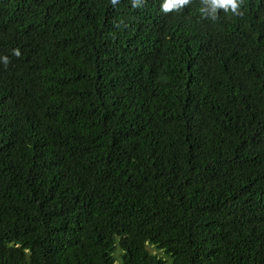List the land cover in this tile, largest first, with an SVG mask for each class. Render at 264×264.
<instances>
[{"label": "trees", "instance_id": "trees-1", "mask_svg": "<svg viewBox=\"0 0 264 264\" xmlns=\"http://www.w3.org/2000/svg\"><path fill=\"white\" fill-rule=\"evenodd\" d=\"M133 2L0 0V264H264V0Z\"/></svg>", "mask_w": 264, "mask_h": 264}, {"label": "clouds", "instance_id": "clouds-1", "mask_svg": "<svg viewBox=\"0 0 264 264\" xmlns=\"http://www.w3.org/2000/svg\"><path fill=\"white\" fill-rule=\"evenodd\" d=\"M189 0H164L161 5L163 11L167 12L172 9H179L187 4ZM113 6L118 3V0H111ZM137 0H134L133 7L136 6ZM243 0H204V6L201 7L202 15H208L215 18V13L218 8H223L226 12L231 10L233 15H243L242 11ZM14 55H19L18 51H14ZM5 64L8 62L7 57H0Z\"/></svg>", "mask_w": 264, "mask_h": 264}, {"label": "rangeland", "instance_id": "rangeland-1", "mask_svg": "<svg viewBox=\"0 0 264 264\" xmlns=\"http://www.w3.org/2000/svg\"><path fill=\"white\" fill-rule=\"evenodd\" d=\"M147 248H148V250L151 253L157 255L158 257H162V258L166 259V261H168V257L164 254L163 251L158 250V249H156L155 247H153L151 245H147ZM113 255H114L115 258H118V250H115Z\"/></svg>", "mask_w": 264, "mask_h": 264}]
</instances>
